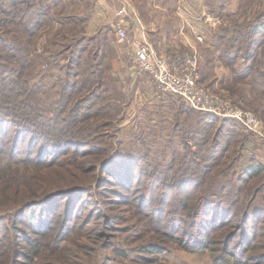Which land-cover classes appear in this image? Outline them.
<instances>
[{"label": "rangeland", "instance_id": "1", "mask_svg": "<svg viewBox=\"0 0 264 264\" xmlns=\"http://www.w3.org/2000/svg\"><path fill=\"white\" fill-rule=\"evenodd\" d=\"M130 1L125 20L119 0L112 18L106 0H0V215L21 220L0 223V251L13 236L27 253L28 235L41 246L10 264H216L231 251L264 264V169L248 172L264 165V136L178 98L154 103L133 62L141 32L196 53L205 89L264 130V0ZM25 195L32 211L13 217ZM194 208L190 232L178 220Z\"/></svg>", "mask_w": 264, "mask_h": 264}, {"label": "built area", "instance_id": "2", "mask_svg": "<svg viewBox=\"0 0 264 264\" xmlns=\"http://www.w3.org/2000/svg\"><path fill=\"white\" fill-rule=\"evenodd\" d=\"M119 1L122 4L116 9L118 17L126 20L129 13L136 14V9L130 0ZM128 25L129 23L123 20L117 24L119 38H128ZM187 26H190L197 34L196 37L199 41H205L204 34L198 32L186 18L183 30ZM186 33L184 31L182 34ZM141 34L140 40L136 43L133 62L140 71L147 73L155 81L159 91L175 96L195 110L221 118L233 119L255 135L264 136L263 122L255 111L245 109L208 92L200 83L198 77L199 57L196 53L186 54L174 61L175 59H172L170 55L164 53L150 41L145 33L141 32Z\"/></svg>", "mask_w": 264, "mask_h": 264}, {"label": "trees", "instance_id": "3", "mask_svg": "<svg viewBox=\"0 0 264 264\" xmlns=\"http://www.w3.org/2000/svg\"><path fill=\"white\" fill-rule=\"evenodd\" d=\"M261 28H264V25H262ZM260 30V27L259 29L257 30V32ZM199 70V69H198ZM183 105L185 106V108L188 110L190 106H188L187 104H185L183 102ZM202 112V111H201ZM208 114V113H207ZM209 115H212V114H209ZM214 116V115H213ZM220 118V117H219ZM42 166H46V165H43L41 164ZM264 169V165H251L249 168H248V172L250 174H256V173H259L261 172L262 170ZM254 170V171H253ZM24 192H26L28 195L31 194L30 191L27 190V188L24 190ZM28 195H25V196H21L23 199L24 197L28 196ZM36 196V195H35ZM33 196V197H35ZM45 197H48V196H45ZM43 197V198H45ZM32 198V197H31ZM41 198V199H43ZM22 199V200H23ZM28 201V198H25L23 200V204L21 206V208L19 210H17L14 214H13V217L16 216V215H20L22 214L21 216H25V213L29 212V211H32V207H31V202H28V203H25ZM32 201H36V200H32ZM189 203H186L184 205V207L186 206V209L189 208ZM195 208L193 209V211L191 213H186L184 216L181 215V218L178 220V222H183L185 223V229L192 232L194 226L192 225V223L194 222V215H195ZM205 212H206V208L203 209ZM227 209H225L226 211ZM8 213V212H7ZM8 216H5V215H0V223L3 224V226L5 227V230L8 231H13V229H17V226H18V222H20L21 220H19V218L16 219L15 221V224L12 225L10 223H8L9 221L6 220ZM252 217V216H251ZM203 221V228L206 224V221L205 219H202ZM202 221L200 223L199 226H202ZM30 228L31 225H30ZM37 229H35L34 232H37L38 234H42V235H45L47 234V231L45 230H40L38 229V227H36ZM3 231H0V234L2 233ZM24 235V234H23ZM189 235H194V233H189ZM17 236V235H16ZM10 237V241L8 242H2V251H0V264H10L11 263V260L12 258L15 256V254H20L19 257H29L32 252H36L38 250V248L41 246L40 242L39 244L38 241H33L31 240L32 238L29 237L28 235H24V237H22L21 239V242H25L28 246V250H27V253H24L23 251L19 250L16 248V245L15 243L17 241H15V239H17L18 237L14 238L13 236H9ZM250 235H247L246 237V240H248V243L249 244L250 242ZM186 241H187V238H185ZM207 239V238H206ZM206 243L204 244V246H200V248H196L194 247L193 245H186L185 247L189 248L190 250H193V251H200L201 249H206L208 248L209 246H212L213 243L210 242L209 238L205 241ZM247 244L245 245L247 247ZM256 247V241L251 244V245H248V248H255ZM230 248V247H228ZM200 249V250H199ZM32 250V251H31ZM165 250V249H164ZM164 250H161L160 247L156 246V245H151L148 247V249L146 250V252L150 251V252H162ZM233 250L232 248L230 249V251ZM166 251V250H165ZM30 254V255H29ZM229 256H233V259H231L230 257H228V259H225L223 257H218L215 258V263L216 264H252L251 262L247 261V257H244V254L243 252L241 254H239L237 251L236 253H233V251L229 252L228 253ZM33 259V258H32Z\"/></svg>", "mask_w": 264, "mask_h": 264}, {"label": "crops", "instance_id": "4", "mask_svg": "<svg viewBox=\"0 0 264 264\" xmlns=\"http://www.w3.org/2000/svg\"><path fill=\"white\" fill-rule=\"evenodd\" d=\"M107 3V6L108 7H106V4H105V9H106V11L107 12H105V13H107V16H108V18H112V15H113V13H114V10H115V7H116V2H114V1H108V2H106ZM117 8V7H116ZM111 12V13H110ZM117 16V15H116ZM117 20V24L120 22V21H122V19L121 18H118V19H116ZM200 25V24H199ZM135 43H138L136 40H135ZM173 44V42L172 41H170V43L168 44V43H166V42H162V43H158V45L160 46V49L164 52V53H166V54H168L169 55V53H171V54H174L171 50L173 49V46L174 45H172ZM170 54V57L172 58V59H175L174 61H177L178 59H180V58H182L183 56H185L186 54H179V53H177V54H179V55H171ZM150 84H152V82L150 81L149 82ZM151 86V85H150ZM149 86V87H150ZM157 91H155V88L154 89H145L144 90V92L146 93V94H149L150 95V92L151 93H153V94H155L156 96H157V98L156 99H152L153 101H154V103H156V104H158L157 102L159 101V103H160V100L162 99V98H164V100H166L167 98L169 99V97H170V99H177L175 96H173V95H171V94H168V93H163V92H161V91H159V89H156ZM168 99H167V101H168Z\"/></svg>", "mask_w": 264, "mask_h": 264}]
</instances>
